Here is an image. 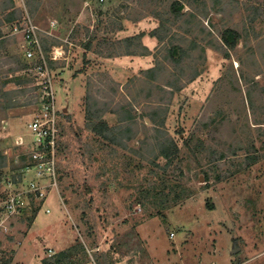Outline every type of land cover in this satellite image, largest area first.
<instances>
[{
	"label": "rangeland",
	"instance_id": "obj_1",
	"mask_svg": "<svg viewBox=\"0 0 264 264\" xmlns=\"http://www.w3.org/2000/svg\"><path fill=\"white\" fill-rule=\"evenodd\" d=\"M175 1L0 0V199L26 189L14 144L37 107L16 24L62 48L64 168L50 213L27 197L7 219L0 264H264V0H179L177 18Z\"/></svg>",
	"mask_w": 264,
	"mask_h": 264
},
{
	"label": "built area",
	"instance_id": "obj_2",
	"mask_svg": "<svg viewBox=\"0 0 264 264\" xmlns=\"http://www.w3.org/2000/svg\"><path fill=\"white\" fill-rule=\"evenodd\" d=\"M100 3L106 0H98ZM39 26L32 21L23 25H15L13 33L22 35L20 51L28 63L27 70L38 75L37 86L34 90L36 109L28 121L27 131L18 134L15 138V146L25 148L24 152L16 155L26 158V164L22 166L23 176H28L26 189L7 193L0 199V231H8L5 224L10 216L20 213L27 205V197L44 202V212L50 213L47 206L48 196L60 184L59 178V119L60 111L57 103V94L52 79L50 61L62 57V48L54 46V50L47 55L43 49ZM8 120H2V127L6 129ZM3 153L8 155V150ZM49 257H53L54 250L50 249Z\"/></svg>",
	"mask_w": 264,
	"mask_h": 264
},
{
	"label": "trees",
	"instance_id": "obj_3",
	"mask_svg": "<svg viewBox=\"0 0 264 264\" xmlns=\"http://www.w3.org/2000/svg\"><path fill=\"white\" fill-rule=\"evenodd\" d=\"M175 4H179L181 6V3L179 0L175 1V3L171 7V12L173 14H175V17L177 18V17H179L181 7L179 9H177V8H175ZM14 19H15V12L12 11L8 14V20L14 21ZM223 35H224L223 37L225 38L226 34H223ZM237 37H238V34H237ZM41 42H42V40H41ZM234 46H235V42L230 43V47H234ZM43 49H45V48L43 47ZM172 51L173 50H171L170 52H172ZM36 78L38 79V75H36ZM125 119H127V118H125V117L122 118V120H125ZM87 125L94 131L95 134L100 135V138L112 140L115 143L117 142L116 140L118 139V137H117L118 132H120V131H116L117 128L118 129L123 128L122 126H119V125H117V126L109 125V123L100 114L95 119L92 116L89 117V121H88ZM158 125L159 126H156L158 131L159 130L162 131L161 127H162V125H164V121L162 120V121H160V123L158 122ZM126 131H128V129L124 128L123 132L125 133ZM62 135H63V132H62V130L60 132V119H59V146H60V148H61V143H62ZM117 143H119V142H117ZM158 146L160 147V155L164 156L165 158L170 157L172 154H175L178 151V144L175 142V140L171 136L166 135L165 132H164V135L161 136V138L158 140ZM66 147H68V145ZM60 148H59V150H60ZM79 155L81 157H84L85 153L80 152ZM65 158L68 159V153H67V156L66 155L63 156V159H65ZM6 160H7V156L2 151H0V170L2 169L3 166L6 165ZM67 166H68V164H67ZM58 169H59V171H62L64 169L62 167V162H59Z\"/></svg>",
	"mask_w": 264,
	"mask_h": 264
},
{
	"label": "crops",
	"instance_id": "obj_4",
	"mask_svg": "<svg viewBox=\"0 0 264 264\" xmlns=\"http://www.w3.org/2000/svg\"><path fill=\"white\" fill-rule=\"evenodd\" d=\"M14 34V33H13ZM13 34H11V35H13ZM18 35H21V34H18ZM22 36V35H21ZM20 36V42H21V39H22V37ZM20 42H19V45H20ZM19 48H20V46H19ZM7 120V119H6ZM5 150V149H4ZM7 156V155H6Z\"/></svg>",
	"mask_w": 264,
	"mask_h": 264
}]
</instances>
